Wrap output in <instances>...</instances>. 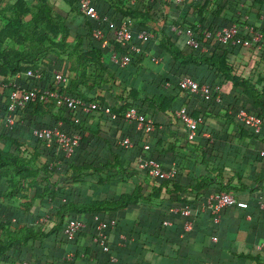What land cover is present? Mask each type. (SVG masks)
Instances as JSON below:
<instances>
[{"label": "trees", "instance_id": "1", "mask_svg": "<svg viewBox=\"0 0 264 264\" xmlns=\"http://www.w3.org/2000/svg\"><path fill=\"white\" fill-rule=\"evenodd\" d=\"M93 3L108 22L87 17L77 0H0V96L6 103L14 89L10 82L21 78L26 86L98 105L85 112L37 93L16 110L13 128L0 124V264H111V256L116 264H152L159 257L184 264L187 249L170 235L176 237L185 220L200 230L201 240L218 234L221 220L201 205L211 192L246 199V208L233 205L221 214L239 207L245 227L264 228L257 202L264 197V127L257 131L237 117L244 109L264 119V50L250 34L254 27L264 35V0ZM128 19L139 51L115 37ZM232 24L241 41H218L215 34ZM97 27L104 29L103 39L93 36ZM143 30L152 36L138 39ZM190 37L199 47L187 43ZM114 53L128 54L129 62H112ZM54 71L66 81L56 83ZM186 76L208 85L210 98L182 88ZM7 104L0 105L1 116L8 114ZM181 107L200 119L192 138L176 116ZM131 108L153 120L162 112L170 120H154V131L145 132L127 121ZM53 126L81 136L71 155L55 139L33 135L37 127ZM126 137L130 148L120 144ZM141 158L174 167L176 175L153 179L140 168ZM186 206L193 208L185 218ZM95 216L116 220L108 250L94 240ZM172 217L175 222L166 223ZM74 220L88 227L69 240L65 229ZM116 229L131 238L121 250L113 242ZM256 239L252 252L263 240ZM169 245L177 246L176 253Z\"/></svg>", "mask_w": 264, "mask_h": 264}, {"label": "built area", "instance_id": "2", "mask_svg": "<svg viewBox=\"0 0 264 264\" xmlns=\"http://www.w3.org/2000/svg\"><path fill=\"white\" fill-rule=\"evenodd\" d=\"M81 11H83L87 17L97 22L98 24H103L109 21L107 16H101L96 8L93 0H77ZM182 1V0H178ZM264 19V15L262 16ZM134 22L132 19L124 20L121 22L117 30L115 31V37L118 41L124 44H131L132 50L139 51V48L132 45V40L134 39L133 34ZM176 30L175 27L172 28ZM238 34V28L236 24H232L231 26L225 27L224 29L218 31L215 36L218 41L222 43H228L230 41L240 42L241 39L236 38ZM251 39L254 42H258L261 48L264 50V35L256 30L254 27H250ZM93 36L95 39H103L105 36L104 29L102 27H97L93 31ZM152 36V34L146 30H143L137 34V38L140 40H145ZM107 41H104L106 43ZM187 43L193 47H199V43L190 37ZM244 44H248V41H244ZM112 62L119 64L121 66L126 65L130 56L128 54L122 55L119 57L116 53L112 55ZM56 83H61L66 81V77L59 71H54ZM28 76L40 78V73H34L33 71H29ZM10 85L14 87L11 91L10 99L8 101V114L1 116L0 113V121L3 120L4 123L9 127L13 128L15 125V117L14 113L18 108L24 107L37 93L41 95L42 98L47 97L48 95H52L58 98V103L67 106V108H75L78 105H81L85 112H90L94 109L98 108L97 104L94 103H85L78 98L71 97L69 95H61L57 93H52L47 90L44 86H26L21 85L15 79L10 82ZM180 86L184 89L189 90L192 93L199 94L206 99L210 98V89L206 84H200L196 80L191 77H184L180 81ZM108 112L109 109L106 108ZM176 116L184 123L187 130L189 131V137L192 138L196 133V128L200 119L193 118L187 111L186 107H181L175 111ZM126 119L129 122H136L138 129L143 130L145 132H152L155 129V121L152 118H147L142 114H139L135 108H131L126 111ZM238 120L241 123L249 124L253 126L257 131L261 130L264 127V119L249 113L248 111L242 109L238 113ZM33 135L39 139H55V142L61 147L63 152L67 156L71 155L76 147L79 146L81 136L78 134L69 135L65 132L59 131L57 126L53 127H37L33 130ZM120 144L125 148H130L133 146V142L129 137L120 141ZM140 168L146 170L148 175L157 180H167L176 175V170L174 167L169 169H164L161 162L155 159H140ZM258 202L259 208L264 211V197H262ZM210 206L212 208V213L215 215V222H219L221 213L226 207H230L233 205H237L241 208H246L248 206L247 202L239 201L233 194L221 192L216 193L210 196L209 200L203 204V208L205 206ZM185 216H190L192 213V207L186 206L182 212ZM1 218V215H0ZM96 221V230H95V242L100 244L105 250H108V240H109V232L116 225V220L111 219H101L99 216H95ZM193 226L191 221L186 222V229H191ZM87 223L83 221H71L66 229L65 234L69 240L75 239L79 232L87 229ZM214 240H217V237H214ZM258 249L264 252V242H261L258 246ZM117 258L111 256L110 263L116 264ZM25 264H35L33 262H26Z\"/></svg>", "mask_w": 264, "mask_h": 264}, {"label": "crops", "instance_id": "3", "mask_svg": "<svg viewBox=\"0 0 264 264\" xmlns=\"http://www.w3.org/2000/svg\"><path fill=\"white\" fill-rule=\"evenodd\" d=\"M19 79L21 78H16L15 81H17L21 85H25V80L24 79L19 80ZM4 102L5 104H7L6 99L4 100L3 97L0 96V105H2ZM154 120L161 124H166L169 122L170 119L168 115H165L162 112H158L155 115ZM0 124L5 125L3 120L0 121ZM172 156L170 160L173 161L172 163H174V159ZM211 195H213V192H211L210 194H205V197L203 198L202 201L203 203L201 205L205 204L209 200ZM245 200L241 199L239 201L245 202ZM191 207L193 208V206ZM194 207H197V205ZM178 210H179L178 208H174L173 214L177 213ZM144 213H145L144 211H141L139 217L142 218ZM123 214H125V212H123ZM182 215L185 218L187 217L183 213ZM246 218H247L246 220L249 222L251 220V214L247 215ZM220 220L222 225L219 228L218 234L216 236H213V239L211 238L210 242H208L207 240H201L200 239L201 237L198 236L200 230L193 228L194 226H192L191 229H186L185 226L188 220H185L184 224L180 225L176 237L174 235H170L171 241H173L174 243L176 242L182 243V245L187 249L185 254H189V258H186L187 260H184V264H261V262L264 261V252L260 251L258 247H257L258 251L257 250L254 251L253 249L252 252V248H255L256 240H257L256 237L263 238L261 242H264V228L263 227L257 228L253 225L252 226L249 225L248 227H245V225H243V221L241 218V210L239 207L234 208L231 215L221 214ZM172 222H175V219L173 220V217L172 219H167L166 221V223L169 224H171ZM241 222H242V227L240 226L239 228L236 229L238 224ZM230 226L233 227L231 229H228ZM214 237H217V240H214ZM232 240H234V243L231 242ZM113 242L116 244V246L120 247L119 249L121 250L125 245L131 243V238L116 229L114 231ZM261 242H259V244ZM163 245L165 244L163 243ZM176 249L177 246L169 245V250L171 252L175 251ZM175 253H171L169 254V256L171 257L176 256ZM252 253L254 255H259V256L256 257ZM258 257H260L261 260H259ZM251 258L253 260H251ZM26 262H30V261L29 260L24 261V264ZM152 264H178V263L177 260L175 259L171 260V259L159 257L154 262H152Z\"/></svg>", "mask_w": 264, "mask_h": 264}]
</instances>
